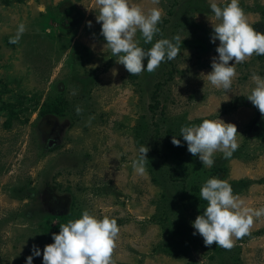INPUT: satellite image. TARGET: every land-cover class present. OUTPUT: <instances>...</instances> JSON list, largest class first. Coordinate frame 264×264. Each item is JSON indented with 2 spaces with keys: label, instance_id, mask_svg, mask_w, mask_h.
I'll list each match as a JSON object with an SVG mask.
<instances>
[{
  "label": "rangeland",
  "instance_id": "rangeland-1",
  "mask_svg": "<svg viewBox=\"0 0 264 264\" xmlns=\"http://www.w3.org/2000/svg\"><path fill=\"white\" fill-rule=\"evenodd\" d=\"M131 2L163 10L153 43L182 38L173 60L134 79L104 46L95 0H0V264H25L33 244V264H42L52 234L85 209L117 219L115 264H264V216L230 249L205 245L192 225L212 176L247 206H264V115L247 98L252 74L264 77V55L237 63L225 94L203 75L218 55L210 0ZM240 6L264 33V0ZM21 22L25 32L10 43ZM136 39L152 46L139 31ZM216 117L236 125L239 147L230 158L215 152L209 168L179 129ZM140 145L149 147L145 176L132 168Z\"/></svg>",
  "mask_w": 264,
  "mask_h": 264
},
{
  "label": "clouds",
  "instance_id": "clouds-1",
  "mask_svg": "<svg viewBox=\"0 0 264 264\" xmlns=\"http://www.w3.org/2000/svg\"><path fill=\"white\" fill-rule=\"evenodd\" d=\"M152 2L158 4L159 0ZM95 4L99 10L96 20L102 22L100 32L106 41L104 46L129 73L153 72L161 62L173 60L180 53L182 38L179 36L172 39L162 37L153 43L154 35L161 31L158 27L163 14L161 8L151 7L145 11L131 0H95ZM210 9L219 21L212 23L213 32L210 35L211 43L219 41L215 48L218 55L211 58V71L203 75L211 85L222 88L226 94V91H231L236 75L235 65L254 53L264 55V33L249 24L240 0H227L223 6L218 5L216 0H210ZM39 10L45 11V7L41 5ZM87 23L90 25L91 21ZM25 30V24L19 23L9 42L18 43ZM138 31L144 44H152L150 48L140 46L136 39ZM115 71L113 69L114 74ZM251 79L255 86L247 98L264 115V77L253 73ZM72 94H77L75 89ZM75 112L80 114L83 108L76 105ZM91 119L89 117L88 122ZM179 131L187 142V150L209 168L215 163V152L220 151L224 158H230L239 147L236 125L218 117L203 119L199 124L182 125ZM172 143L179 146L181 140L173 136ZM148 151V146L140 145L132 160V168L138 176L147 175ZM199 196L207 204L192 222L195 229L193 235H201L205 245L215 242L230 249L234 244L233 237L247 235L254 218L264 216V206H247L234 193L232 185L217 176L208 178L202 184ZM119 232L115 217L98 218L85 209L79 218L60 224L59 232L52 234L53 242L43 247L42 264H115L113 251ZM35 256H41V248L37 244L31 246V254L25 257V264H33Z\"/></svg>",
  "mask_w": 264,
  "mask_h": 264
},
{
  "label": "trees",
  "instance_id": "trees-1",
  "mask_svg": "<svg viewBox=\"0 0 264 264\" xmlns=\"http://www.w3.org/2000/svg\"><path fill=\"white\" fill-rule=\"evenodd\" d=\"M138 75H139V74H131V73H129V78L134 79V78H137Z\"/></svg>",
  "mask_w": 264,
  "mask_h": 264
}]
</instances>
